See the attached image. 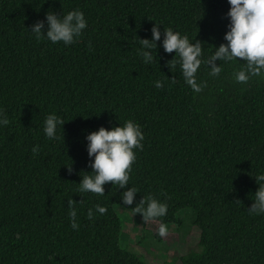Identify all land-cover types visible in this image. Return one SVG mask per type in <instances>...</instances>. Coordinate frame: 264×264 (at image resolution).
<instances>
[{
    "label": "trees",
    "instance_id": "1",
    "mask_svg": "<svg viewBox=\"0 0 264 264\" xmlns=\"http://www.w3.org/2000/svg\"><path fill=\"white\" fill-rule=\"evenodd\" d=\"M49 8L84 13L73 43L29 31ZM228 8L227 0H0V113L9 121L0 126V264H148L119 244L115 207L132 212L120 204L124 189L107 182L103 195L76 191L92 174L86 133L129 119L144 133L126 185L138 190L132 206L149 194L167 203L153 221L158 241V225H179L181 212L198 230L199 248L174 264H264V214L248 211L264 173V78L236 82L239 60L217 61L215 77L202 63L195 92L179 63L169 70L174 52L159 41L151 64L137 55L156 22L161 32L195 36L206 59L226 43ZM50 113L65 120L55 139L43 132ZM96 204L107 211L90 220Z\"/></svg>",
    "mask_w": 264,
    "mask_h": 264
},
{
    "label": "clouds",
    "instance_id": "2",
    "mask_svg": "<svg viewBox=\"0 0 264 264\" xmlns=\"http://www.w3.org/2000/svg\"><path fill=\"white\" fill-rule=\"evenodd\" d=\"M229 8L226 16L229 20L227 31L224 33V41L214 48L213 53L206 59L203 57V45L200 40L189 39L187 35L174 31L171 28H164L154 23L151 27V39L139 38L137 55L142 58L145 64H151L157 49V41L160 42L165 53H173L178 61L172 59L166 61L169 70L179 63L184 82L195 92H200L204 82H198L197 72L201 64L209 68V75L218 76L222 65L217 63L224 61L239 60L244 63L233 73V79L238 83H246L252 77L264 78V0H227ZM45 12L44 19H37L30 28L36 39L46 36L52 43L63 42L71 44L78 38L87 26L84 13L73 9L58 15L51 8ZM45 22L47 28L45 30ZM162 37V38H161ZM157 55V54H156ZM157 88L163 87L160 80L155 81ZM65 120L55 113L46 116L43 122V132L46 137L55 139L58 130L62 128ZM8 119L0 113V126L7 125ZM86 151L91 168V175H84L76 189L79 193L91 192L98 196L105 193L104 185L111 182L118 188L124 189L121 194V205L132 209L134 214H141L142 220L146 223L164 217L167 214L168 205L151 194L142 196L133 205L134 198L138 193L135 187L129 185V173L132 163L136 159L134 149L142 148L144 133L141 126L129 119L112 127L100 126L98 129L86 133ZM33 153L39 151L37 146L32 149ZM72 161L65 164L69 173L73 171ZM258 188L253 193V203L248 207L249 214H264V173L255 176ZM69 208L71 227L78 230L79 224L76 219V210L73 207V200L67 201ZM87 211V217L91 220L95 213L103 215L107 208L101 204L94 205ZM168 227L160 223L156 234L165 237Z\"/></svg>",
    "mask_w": 264,
    "mask_h": 264
},
{
    "label": "rangeland",
    "instance_id": "3",
    "mask_svg": "<svg viewBox=\"0 0 264 264\" xmlns=\"http://www.w3.org/2000/svg\"><path fill=\"white\" fill-rule=\"evenodd\" d=\"M115 211L122 226L119 244L148 264H174L180 254L199 248L198 230L190 213L181 212V223L169 225L167 235L158 241L154 236L156 222L143 224L136 214L122 206H116Z\"/></svg>",
    "mask_w": 264,
    "mask_h": 264
}]
</instances>
